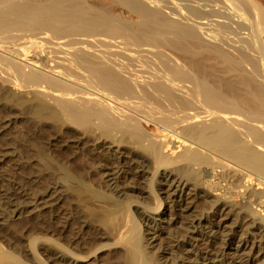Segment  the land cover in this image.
Returning <instances> with one entry per match:
<instances>
[{
	"label": "bare ground",
	"instance_id": "6f19581e",
	"mask_svg": "<svg viewBox=\"0 0 264 264\" xmlns=\"http://www.w3.org/2000/svg\"><path fill=\"white\" fill-rule=\"evenodd\" d=\"M0 264H264V0H0Z\"/></svg>",
	"mask_w": 264,
	"mask_h": 264
},
{
	"label": "rangeland",
	"instance_id": "374dc122",
	"mask_svg": "<svg viewBox=\"0 0 264 264\" xmlns=\"http://www.w3.org/2000/svg\"><path fill=\"white\" fill-rule=\"evenodd\" d=\"M98 197L101 198L102 200L108 201V197L104 196L102 192H100V195L98 194Z\"/></svg>",
	"mask_w": 264,
	"mask_h": 264
}]
</instances>
